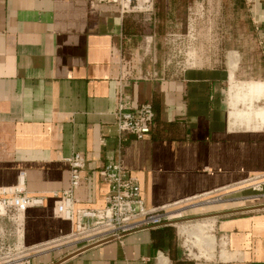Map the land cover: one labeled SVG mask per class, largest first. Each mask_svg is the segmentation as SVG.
Returning a JSON list of instances; mask_svg holds the SVG:
<instances>
[{
    "label": "crops",
    "instance_id": "crops-1",
    "mask_svg": "<svg viewBox=\"0 0 264 264\" xmlns=\"http://www.w3.org/2000/svg\"><path fill=\"white\" fill-rule=\"evenodd\" d=\"M241 2L256 58L229 49L222 61L158 77L127 58L130 43L159 47L155 28L126 34L135 17L117 4L0 0V188L23 173L25 192L44 198L21 215L28 264H264V0ZM120 95L152 105L141 140L119 138ZM75 153L86 158L77 209L104 207L99 171L120 161L147 209L180 210V219L82 247L53 214Z\"/></svg>",
    "mask_w": 264,
    "mask_h": 264
},
{
    "label": "built area",
    "instance_id": "built-area-1",
    "mask_svg": "<svg viewBox=\"0 0 264 264\" xmlns=\"http://www.w3.org/2000/svg\"><path fill=\"white\" fill-rule=\"evenodd\" d=\"M97 3H114L122 14L134 12L144 6L152 7L153 0L140 3L134 0H94ZM115 126L119 138L141 140L152 130L155 112L150 103L131 106L122 95L118 98L114 113ZM69 170L68 187L56 194L53 214L73 225L70 238L82 247H92L109 241H120L123 237L145 230H154L180 219L181 211L167 207L147 209L141 196L136 179L120 161L107 162L99 171V176L107 186L105 205L101 209H77L75 192L82 180V171L86 158L75 153L66 160ZM23 173L16 187L0 188V235L7 244L4 253H0V264H28L30 251L21 243V215L31 208L42 207L44 198L28 195L23 188ZM6 222L9 228L2 225ZM4 240V241H3ZM6 240V241H5ZM7 242V243H6Z\"/></svg>",
    "mask_w": 264,
    "mask_h": 264
},
{
    "label": "rangeland",
    "instance_id": "rangeland-1",
    "mask_svg": "<svg viewBox=\"0 0 264 264\" xmlns=\"http://www.w3.org/2000/svg\"><path fill=\"white\" fill-rule=\"evenodd\" d=\"M133 5H136L134 0ZM244 9L238 0H187L186 11L183 13L181 10L178 16H172L167 25L170 28L167 33L172 35L158 37L159 47H154V41L149 39L147 42L144 40L139 50L137 44L130 43L128 61L143 74L169 77L178 74L184 67L222 61L223 51L229 49H243L245 61L250 54L256 58V45ZM154 13L152 1L150 9L143 6L127 15L135 17L134 20L144 27L146 35L153 26L156 27ZM2 239L0 235V245L3 244ZM6 246L0 248V253L5 252Z\"/></svg>",
    "mask_w": 264,
    "mask_h": 264
},
{
    "label": "trees",
    "instance_id": "trees-1",
    "mask_svg": "<svg viewBox=\"0 0 264 264\" xmlns=\"http://www.w3.org/2000/svg\"><path fill=\"white\" fill-rule=\"evenodd\" d=\"M187 0H153L154 6V22L156 24L155 31L157 38L164 36L170 28L167 27L172 16H178V13L186 11ZM239 5H243L241 0H238ZM124 29L126 34H133L141 29L140 24L136 21H131L130 18L124 21ZM155 122V121H154Z\"/></svg>",
    "mask_w": 264,
    "mask_h": 264
},
{
    "label": "bare ground",
    "instance_id": "bare-ground-1",
    "mask_svg": "<svg viewBox=\"0 0 264 264\" xmlns=\"http://www.w3.org/2000/svg\"><path fill=\"white\" fill-rule=\"evenodd\" d=\"M140 1V3H142V2H144L145 0H139Z\"/></svg>",
    "mask_w": 264,
    "mask_h": 264
}]
</instances>
